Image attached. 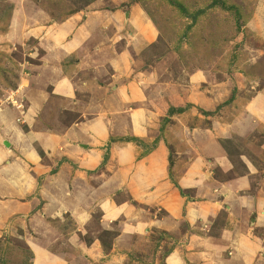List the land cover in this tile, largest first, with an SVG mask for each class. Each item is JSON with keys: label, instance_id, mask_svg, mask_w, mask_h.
<instances>
[{"label": "crops", "instance_id": "obj_1", "mask_svg": "<svg viewBox=\"0 0 264 264\" xmlns=\"http://www.w3.org/2000/svg\"><path fill=\"white\" fill-rule=\"evenodd\" d=\"M9 2L0 53L10 42L29 39L44 53L26 88L20 75L15 101L13 92L0 97V240L30 251V264H124L128 255L135 256L131 264H158L161 243L150 257L142 250L164 234L171 246L162 264H264V167L258 171L254 161L264 151V142L260 148L254 143L264 133V84L252 99L236 95L229 108L219 109L221 116L205 117L202 112L226 101L228 87L189 75L173 99H163L168 88L160 76L149 72L143 80L130 63L135 48L158 38L138 7L85 8L58 24L40 8L29 13L33 8L23 0ZM23 19L28 23L17 27ZM94 28L99 38L91 35ZM76 84L91 96L92 90L101 94L89 98L75 91ZM48 88L56 92L50 112ZM24 99L29 109L21 114L17 102ZM171 106L185 110L173 116L177 129L171 124L161 133ZM64 111L71 117L66 122ZM33 122L40 127L31 130ZM241 139L249 151L261 150L233 176L222 140ZM176 175L183 196L170 181ZM66 216L74 225L70 233L58 225ZM112 228L116 233L105 247L101 232ZM260 228L263 237H255Z\"/></svg>", "mask_w": 264, "mask_h": 264}, {"label": "rangeland", "instance_id": "obj_2", "mask_svg": "<svg viewBox=\"0 0 264 264\" xmlns=\"http://www.w3.org/2000/svg\"><path fill=\"white\" fill-rule=\"evenodd\" d=\"M23 2L32 6L33 10L29 11V13L34 14L40 8L42 10L40 13L46 16L48 22L51 19L58 24L63 23L69 16L79 11L84 12L86 9L87 12L99 11V9L104 8L127 11L128 7L132 5L138 7L144 12L148 22L152 23L156 28L155 32L158 33V38L148 46L144 45L142 48H135L134 52L136 50L137 52L133 54L134 58H130V63H133L135 65L133 67L141 71L143 80L147 79L149 72H152L154 76L155 71V77L160 76L162 80L160 82H164V85L168 88L167 94L161 95L163 99L167 98V96L173 99L174 94H178L176 93L177 90L174 91L176 86L181 87L182 83L189 79V75L197 74L200 76L201 74L202 78L205 79L206 85H214L217 89L228 87L227 93L229 95L226 101L212 112H202L205 117L216 114L221 116L222 113L219 109L221 107L229 108L236 95L252 99L260 92L259 90L264 84V0H23ZM91 7L92 9H90ZM12 9L13 7L9 0H0V33H4L7 30ZM97 20L102 22L99 17ZM27 23L28 21L23 19L22 22L18 21L17 27ZM154 27L153 29H155ZM27 30L31 31L28 28ZM106 30H109V26ZM91 35L93 38H99L95 28L91 30ZM46 39L48 40L47 37ZM41 44L46 46L45 42ZM42 53H44L43 49L39 46L37 40L33 39H29L25 43L16 41V43L10 42V44L5 45V49L0 53V97L6 96L7 92H13L11 96L15 101L17 95H19L15 91L20 82V75H23L24 80L27 81L26 85H23L25 81L22 82V86L26 88L28 85L27 79L32 77L31 72L35 75L37 73L35 65L40 63L39 60ZM90 54L91 57H95L94 53ZM88 66H90L89 63ZM81 77L84 80V76ZM79 80L82 79L79 78ZM82 83L80 82V84ZM80 84L78 86L76 84L75 87V91L79 92V94L87 92L89 98L93 97L94 99L99 93L101 94L98 90H92L94 92H92L91 96L89 91H81L80 87L82 85ZM243 89L244 92L242 91ZM44 90L46 88L39 89L42 92ZM240 90L244 95L240 94ZM48 92L50 96L46 93H43V95L46 94L44 104L48 105L47 108L50 112L54 108L53 102L56 101L54 97L56 92L49 88ZM17 103L19 113L23 114L26 109H29L28 102L25 99ZM177 108L185 110L184 106H171L169 110ZM64 109L68 112L67 108ZM65 111L62 117L63 121L66 122L67 118L71 119V117ZM181 113L183 112L171 114L165 112L166 115L164 114L165 116L160 120V132L162 133L164 127L167 128L171 124V130L177 129L176 124H179V122L173 116ZM33 124V126H30L31 130H35L36 125H40L36 122H33ZM199 124L201 128L205 129L208 122L204 119ZM43 125L47 127L50 124L43 122ZM170 138H172V133ZM257 138L254 143L260 148L261 143L264 142V133H261L260 137ZM222 143L228 149V156L225 161L226 167L229 168L228 174L233 176L242 172L245 165L250 163L247 157L252 160L254 156L252 153H258L261 150L257 148L256 152L249 151L245 146L246 139H241L236 143H228L227 140H222ZM254 161L258 165L257 167L260 168L258 171H262L261 168L264 167V151L255 155ZM254 161L251 162L253 165ZM185 163L186 161H184L183 166ZM214 175L228 176L226 173L221 174L216 171H214ZM256 176L258 177V175ZM170 181L179 191L181 190L177 184V175ZM181 191L180 194L183 196L185 193L182 191V194ZM223 216V213L218 215L215 227L213 229L209 228L213 234L219 231ZM69 219L66 216L62 220L63 224H58L61 225L60 227L58 226L60 229L63 227L64 231L68 233L74 230V225ZM116 230V228H112L110 231L101 232L100 239L105 247L109 246L110 239L116 233ZM261 230L262 228H260V231L255 229L254 236L263 237ZM64 235H66L65 232ZM159 237L161 240H158V235L153 236L152 243L147 247L145 246L142 252L146 255L148 254V257L155 255L161 243L163 249L157 255L159 257L158 264H162V259L171 246V239L166 234ZM2 240H0V260L9 247L11 250L13 249L15 259L11 258L14 254L9 253L4 260L6 264H16V261L18 264H29L30 254L26 251L27 249L21 247L17 242L13 243L10 239ZM18 247L22 248L23 251H17ZM140 252L136 256L139 260L141 258L139 254H142ZM128 256L129 260L127 259L124 264H131V259L135 258L134 255L131 258L130 255ZM0 263L3 264L4 262Z\"/></svg>", "mask_w": 264, "mask_h": 264}, {"label": "trees", "instance_id": "obj_3", "mask_svg": "<svg viewBox=\"0 0 264 264\" xmlns=\"http://www.w3.org/2000/svg\"><path fill=\"white\" fill-rule=\"evenodd\" d=\"M183 111V109H180V108H177V109H170L169 110V114H171V113H174V112H177V113H180V112H182ZM104 161H105V158H104ZM181 191V190H180ZM181 193L183 194V192L181 191ZM7 248V247H6ZM13 250V249H12ZM9 247L6 249V251H5V253L3 254V257L1 258V260H0V262H4L3 264H6L5 263V259H6V256L9 254V253H13V251H12ZM17 251H23V249L22 248H17ZM26 251H28V250H26ZM28 253L30 254V258H29V264H30V259H31V257H32V254H31V252L30 251H28ZM168 253V252H167ZM14 255L13 256H11V258H13V259H15V253H13ZM10 258V259H11ZM1 264V263H0ZM16 264H18L17 263V261H16Z\"/></svg>", "mask_w": 264, "mask_h": 264}, {"label": "built area", "instance_id": "obj_4", "mask_svg": "<svg viewBox=\"0 0 264 264\" xmlns=\"http://www.w3.org/2000/svg\"><path fill=\"white\" fill-rule=\"evenodd\" d=\"M22 105V104H21Z\"/></svg>", "mask_w": 264, "mask_h": 264}]
</instances>
